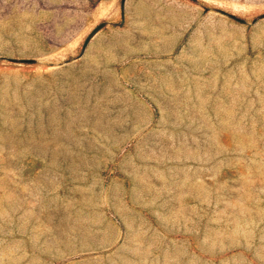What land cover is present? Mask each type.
<instances>
[{
  "label": "rangeland",
  "instance_id": "374dc122",
  "mask_svg": "<svg viewBox=\"0 0 264 264\" xmlns=\"http://www.w3.org/2000/svg\"><path fill=\"white\" fill-rule=\"evenodd\" d=\"M261 12L0 0V264H264Z\"/></svg>",
  "mask_w": 264,
  "mask_h": 264
},
{
  "label": "water",
  "instance_id": "95a60500",
  "mask_svg": "<svg viewBox=\"0 0 264 264\" xmlns=\"http://www.w3.org/2000/svg\"><path fill=\"white\" fill-rule=\"evenodd\" d=\"M123 1L124 0H120V6L122 7L123 5ZM230 16H232L233 18L237 19V20H240L242 21V18H239L237 16H235L234 14H231V13H228ZM264 16V12H261L257 15V17H263ZM255 19V18H254ZM253 19V20H254ZM104 24V21H101L99 23H97L87 34L86 36L84 37L83 41H82V44H81V50L80 52L84 49L87 41L89 40V38L92 36V34L97 30L99 29L102 25ZM20 60H24V61H29V60H32V58H20Z\"/></svg>",
  "mask_w": 264,
  "mask_h": 264
}]
</instances>
